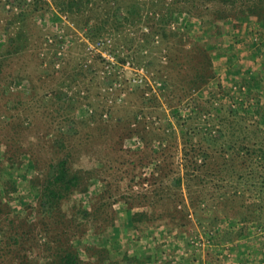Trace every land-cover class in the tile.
<instances>
[{
	"label": "rangeland",
	"instance_id": "1",
	"mask_svg": "<svg viewBox=\"0 0 264 264\" xmlns=\"http://www.w3.org/2000/svg\"><path fill=\"white\" fill-rule=\"evenodd\" d=\"M69 2L0 0V197L8 190L11 203L1 206L0 264H62L64 254L75 264H224V243L243 234L259 251L258 0H75L74 12ZM168 8L173 20L159 24ZM25 9L22 24L13 15ZM141 68L142 82L131 81ZM196 154L208 163L186 179ZM61 159L75 184L41 208ZM200 237L210 245L192 247Z\"/></svg>",
	"mask_w": 264,
	"mask_h": 264
},
{
	"label": "trees",
	"instance_id": "2",
	"mask_svg": "<svg viewBox=\"0 0 264 264\" xmlns=\"http://www.w3.org/2000/svg\"><path fill=\"white\" fill-rule=\"evenodd\" d=\"M74 1L75 0H70L69 3H67V8L66 10L69 11V12H74V11H78L79 8H75L76 10H73V4H74ZM136 5H138L136 3ZM253 8H251V11L254 12L255 10L257 9H260L261 11H264V0H258V2L254 5H252ZM255 9V10H254ZM27 11L29 10H21L20 13H17V14H14L13 16H16L20 21V23L23 24V22L25 21V18L27 16ZM177 10H174L173 8H168V11L167 13L165 14L164 16V19L159 22V24H167L169 23L170 20H173V14L176 13ZM114 17H113V21H112V25H114L115 27H117L120 22L116 21V15H117V12L113 14ZM107 20V18L105 19ZM126 20L130 22V24H133L132 21L128 20V17H126ZM171 22V21H170ZM86 34L88 35V37H90L91 39L92 38H97L99 37L100 35L96 34L95 35L92 33H88L86 32ZM215 110L218 112V110H220V108H215ZM175 113L177 114V109L175 110ZM185 143V142H183ZM228 149H232V147L230 145L227 146V150ZM250 149L249 147L246 148V151ZM257 157H259L261 160H264V148H261L257 153ZM239 154H236V156H238ZM248 156H252V154H247V158ZM210 156L209 154H196L194 156V162L192 165L193 169L191 170L192 172H188L185 174V178L187 179L189 177V179L191 180L192 178L194 177H197L196 176V172H200V170L207 165L208 161H206V159H208ZM201 158V160L199 161V159ZM223 164L225 165L226 164V159H224L223 163L221 166H219V169L217 170V173H221L222 172V166ZM67 161L66 159H61L59 160L55 165H53L51 167V169L49 170V173L46 177V181H45V184L42 186V189L39 190L40 191V194H39V198H40V205H41V208H43L45 206V204H52V200H54V198H57L61 192V190H59L58 188L62 189V186L63 188H69L70 184L74 185L75 182L74 180H72V176H69V171H68V168H67ZM246 168H249L248 166H246ZM195 171V172H194ZM252 171V170H250ZM246 172L245 173V177L247 178H252L254 176V171L253 172ZM195 173V174H194ZM194 174V175H193ZM182 177H177L176 180H175V184L176 185H179L181 182H182ZM264 182V181H263ZM4 184L6 183H9L8 182H3ZM3 184V187H5ZM13 186H14V183H13ZM7 189V188H5ZM13 191L16 190V188H11ZM8 191V190H7ZM7 191L4 192V196L0 197V223L2 222V213L5 212L1 209V206L4 205V209H9L10 207V204L8 205H5L3 203V200L5 199L4 197H8L7 194ZM234 193H236L234 191ZM247 208H249L247 206ZM251 208V207H250ZM249 208V209H250ZM50 209V208H49ZM248 209V210H249ZM14 227H11L10 229H13ZM76 256L75 255H71V254H64L62 257H61V261H62V264H75L76 263ZM60 261V262H61Z\"/></svg>",
	"mask_w": 264,
	"mask_h": 264
},
{
	"label": "crops",
	"instance_id": "3",
	"mask_svg": "<svg viewBox=\"0 0 264 264\" xmlns=\"http://www.w3.org/2000/svg\"><path fill=\"white\" fill-rule=\"evenodd\" d=\"M243 235L242 238L226 240L224 243V264H264V252L257 250L256 241L248 238L249 234Z\"/></svg>",
	"mask_w": 264,
	"mask_h": 264
},
{
	"label": "built area",
	"instance_id": "4",
	"mask_svg": "<svg viewBox=\"0 0 264 264\" xmlns=\"http://www.w3.org/2000/svg\"><path fill=\"white\" fill-rule=\"evenodd\" d=\"M50 41V39H49ZM107 41L105 40H101L97 43V50L100 54V56L102 57L103 59V63L104 65L106 66V68H110L111 70H116L117 66H119V63L117 61V58L115 56V54L112 52V51H109L108 49H106L105 46H109V44L106 43ZM66 45L65 42H62L61 45H60V48L62 49L64 46ZM96 46V47H97ZM63 50V49H62ZM59 54L62 53V51H58ZM121 66H129V62L126 61L125 62V65H122L120 64ZM142 76H143V70L141 68V71H136L135 75L133 78H131V81L135 82V83H141L142 82ZM261 233V232H260ZM264 240V238H263ZM192 247L198 249V247H203V246H206V245H210V240L209 239H204L202 237L200 238H192L190 239V242H189ZM260 250L264 252V242L262 241V244L260 246ZM194 263V261L192 262V264ZM250 264H257V263H254V262H251Z\"/></svg>",
	"mask_w": 264,
	"mask_h": 264
}]
</instances>
